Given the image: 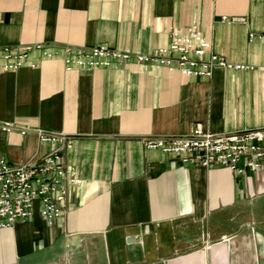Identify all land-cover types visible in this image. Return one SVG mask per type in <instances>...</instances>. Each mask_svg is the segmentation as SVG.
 I'll list each match as a JSON object with an SVG mask.
<instances>
[{
	"label": "crops",
	"instance_id": "crops-1",
	"mask_svg": "<svg viewBox=\"0 0 264 264\" xmlns=\"http://www.w3.org/2000/svg\"><path fill=\"white\" fill-rule=\"evenodd\" d=\"M242 18L243 20L223 21ZM196 25L230 65L209 79L134 60L66 70L63 49L148 54ZM254 34V37H250ZM264 0H0V45L44 43L57 57L0 72V158L59 150L81 183L61 217L0 228V264H264V165L236 175L145 146L194 128L264 127ZM71 137L70 148L21 128ZM19 128V129H18Z\"/></svg>",
	"mask_w": 264,
	"mask_h": 264
},
{
	"label": "built area",
	"instance_id": "built-area-1",
	"mask_svg": "<svg viewBox=\"0 0 264 264\" xmlns=\"http://www.w3.org/2000/svg\"><path fill=\"white\" fill-rule=\"evenodd\" d=\"M222 20L243 19L222 17ZM258 37L264 41V34ZM33 52H37L40 59H53L58 55L44 43L0 45V72L15 71L27 65L35 67L36 63L30 60ZM61 58L66 70L108 68L115 63L134 60L200 79L211 78L216 68H248L230 65L216 54L212 43L196 25H190L184 33L171 29L169 44L148 54L126 53L106 45L66 46ZM0 127L5 131L17 129L10 122ZM19 130L21 134L34 133L40 142L71 147V137L63 133L28 127ZM145 146L178 157L183 164L206 169L222 167L236 175L260 170L264 165V127L221 133L197 127L184 136L147 137ZM80 183L75 168L64 162L59 150L20 165H10L0 158V228L30 217L36 203L47 225H53L64 212L70 187Z\"/></svg>",
	"mask_w": 264,
	"mask_h": 264
}]
</instances>
